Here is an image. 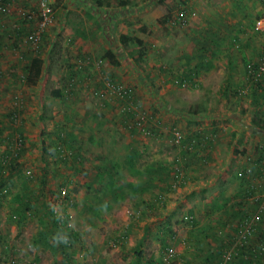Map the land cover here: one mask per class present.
Here are the masks:
<instances>
[{"label": "rangeland", "instance_id": "obj_1", "mask_svg": "<svg viewBox=\"0 0 264 264\" xmlns=\"http://www.w3.org/2000/svg\"><path fill=\"white\" fill-rule=\"evenodd\" d=\"M46 1L58 5L55 21L45 29L37 49L44 65L35 84L21 76L18 62L25 59L21 52L28 59L36 50L23 43L13 45L9 32L26 13L34 7L37 11L39 0H10L12 14H0V161L5 149L11 147L9 164L15 167L10 175L8 164L0 163V180L6 189L0 195V264H8L9 259L15 264H60L59 250L30 245L38 231L49 229V208L58 215L67 211V224L79 233L70 250V264H195L198 260L217 264L219 254L208 260L187 252L211 242L219 246L218 239L209 240L217 231L208 230L211 219L222 221L216 203L231 199L233 192L252 182V214L264 204V96L262 89L247 86L244 79L246 64L264 49V32L252 30L254 20L264 15V0H219L213 13L207 4L212 0H132L128 8L120 6L119 0ZM181 1L193 7L189 23H171L166 32H160V7L172 11L175 8L170 5ZM223 3L231 14L226 10H222L226 15L215 14ZM236 3H242L243 8L239 10ZM219 29L224 33L217 32ZM120 32L142 39L139 65L125 51H113ZM216 42L228 46L217 48ZM201 46L207 49L198 54ZM104 52L110 54L98 57ZM115 53L120 57H114ZM8 59L17 65L11 67ZM108 65L120 73L107 69ZM188 73L191 76L186 78ZM107 81L125 93L121 97L108 93ZM261 84L264 89V78ZM55 89L61 96L53 95ZM15 94L21 102L12 122L9 113ZM132 102L141 105L149 123L155 118L161 121L156 122L160 131L155 137L131 120L123 124V109ZM152 114L156 117H150ZM252 122L261 123L263 129L258 130ZM174 126L185 137L198 132L205 135L212 128L217 140L193 152H179L170 144L167 132ZM58 132L61 140L55 137ZM18 138L22 143L19 154L15 152ZM41 140L47 143L44 149ZM58 143L61 151L69 152V163L81 159L82 171L60 161L61 156L52 149ZM128 143L136 150L129 162L124 159ZM211 146H215L213 150ZM187 159L200 164L191 170ZM43 163L48 168L47 187L56 190L64 183L72 205L61 197L63 193L59 197L48 193L41 209L17 225L10 214L23 208L29 193L37 191ZM176 164L180 171L175 181H170L168 173ZM151 170L158 178L150 183ZM183 175L188 178L182 187H170L172 181L183 180ZM120 183L124 184L123 193ZM128 183L136 185V190ZM142 187H146L143 192ZM146 221L150 224L147 236L135 244ZM262 221L264 226V214ZM211 226L217 228L215 223ZM153 230L160 231L156 233L159 240L151 235ZM249 255L253 256L252 247L239 246L231 262L255 264L249 262ZM256 264H264V249Z\"/></svg>", "mask_w": 264, "mask_h": 264}, {"label": "trees", "instance_id": "obj_2", "mask_svg": "<svg viewBox=\"0 0 264 264\" xmlns=\"http://www.w3.org/2000/svg\"><path fill=\"white\" fill-rule=\"evenodd\" d=\"M4 1L10 2V0H4ZM97 2L100 3V1H97ZM131 2H132V0H119L118 4L120 6L121 5H128ZM181 2L186 3L184 1H181ZM50 5L52 6V9H55V7H56V5H58V3L55 5V7L53 4H50ZM178 5H179L178 3L177 4L175 3L173 5H170V7L176 8ZM160 9L162 11V15L158 19L159 31L160 32H166L167 31V23H169V25L171 23H175V20H173V17L171 16V13L173 12V10L171 12V9H166L164 6L160 7ZM32 10L34 11V13L37 12L35 7ZM0 14H2V13H0ZM33 15L34 14L30 15L29 13H26V15L22 19L21 23L16 25V26H13L10 29L9 34H11L13 36V38H12L14 41L13 45H17L20 43H23L24 45H27V46L29 45L27 43V41H24V37L26 34H28L29 32H31L33 30V27H34L33 25L37 21V19L35 21L36 17ZM54 21H55V17H54ZM45 35H46V33H44V32L41 34L38 46L42 42L41 39ZM117 42L119 44V51H122V53H124V51L126 53H128L130 55V57L132 58V61L134 62V64L136 66L139 65L140 61L143 60V58H142V56H143L142 55V52H143V49H142L143 48V46H142L143 41H142V39H140L136 35H131V34H128L126 32H120L119 35H117ZM39 47H37V49H39ZM20 56H22L23 59H24V56H25V58L27 57L25 52H21ZM29 58H30L29 62L28 63L26 62L27 64H23V67L20 69L22 72L21 75L23 78H25V80L28 84H35L41 78L43 65H44L43 64L44 59L41 57L39 50H37L36 53L34 55H31ZM190 76L191 75L188 73L186 75V78H189ZM245 78H246V75H245L244 79ZM101 85H102V83H101ZM101 85H100V87H101ZM95 86L97 87V85H95ZM247 86H249L251 88L258 87V88H260V90L262 89L260 94L262 96H264V94H263L264 89L262 87L261 81L259 83H257L256 85H254L253 82H250L249 85L247 84ZM96 90H97V88H96ZM53 95L56 97L61 96L60 90L55 89L53 91ZM105 101H107V100H105ZM18 111H19L18 108H14L11 110V112L9 113V120L10 121H12V122L15 121L17 114H18ZM144 111L145 110L137 102H132V105H130V106L126 105L123 109V116H124L123 124L124 125L129 124L130 120H131L132 124H136L140 128V130H142V131L146 130L150 135L154 136V134H157L156 133L157 131H160V129L155 128L156 122L158 123L161 121H159L155 118L154 122L149 123L150 121L148 120L147 114L143 113ZM14 114H16V116H14ZM152 116L156 117L155 114L150 115V117H152ZM145 119L147 120L148 123L144 122V121H146ZM252 123L258 130L263 129V126L261 123H259V122H252ZM150 124H153V125H150ZM164 126H166V125H164ZM174 127L177 128L181 132V138H180L179 143H177V144H174L171 140L169 142L172 146L174 145L175 147H177L179 152H184V151L193 152V151H195V149L198 150L199 147H201V146L203 147V145L207 142H208L207 143L208 146L214 142L215 131L212 128H210L207 132L205 131V135H201L202 132H198L197 134L195 133L196 135L194 134L193 137L192 136H188V137L186 136L185 137V135L180 130V128H178L177 126H174ZM162 129L165 130V128H162ZM55 137L57 138V140H61V136H60L59 132L55 134ZM16 142H17V146H16L17 149L15 150V152L17 154H19L20 153V146L22 144L21 139L18 138L16 140ZM65 145H67V143ZM60 146H61V144L58 143L52 147V149L54 150V154H58L59 157L61 156L60 161L63 164L68 163L69 166H75L77 171H82V169L79 165L81 163V159L80 160L73 159L74 163H69V160H68L69 152L67 154L63 150L61 151V149L63 147L60 148ZM132 146H133V144L128 143V146H127L128 152L124 156V159L127 162L134 159L135 154H136V150H134V147H132ZM41 147L43 149L45 147H47V143H45L44 140H41ZM10 154H11V147H7L4 151V153L2 154L3 156H2V160L0 161V163L3 162L2 165H5L6 163L8 164V166H7L8 174L11 175L13 173L15 167L12 164H9ZM181 155H184V154H181ZM205 156L208 157V155H205ZM204 158H206V157H204ZM13 160H15V158H13L12 161ZM178 164H176L177 166L173 165L174 169H173L172 173H168V175H170L168 177L170 179V181H171V179L174 180L175 176L180 171ZM42 166H44V167H43V172L41 174L42 176L40 177L41 180H40V182H38L37 191H35V192L32 191L31 193H29V196L24 200V204H23L24 207L23 208L17 209L12 214H10L11 215L10 216L11 221H14L15 224L17 223V225L23 224L28 219V216L30 214H32L36 211H39L41 209V207L44 205L45 201H47V199L49 197L48 193H50L52 195H57V197H59V195H61V193H63V195L61 197L64 200H66L68 202V204L72 205V197L70 195V190L68 188H64V186H65L64 183H60L57 186L56 190H51L50 187L49 188L47 187L48 176H47L46 172H47L48 168H47L46 164H44V163ZM158 174H159L158 176H160L159 179H161L163 177L164 172L158 173ZM0 176H1V171H0ZM155 176L157 177V174H155V171L151 170V172L149 174L148 181L150 183L155 181ZM183 176H182L183 180L181 179L179 181V178H178V183L175 182L176 184H174L175 180L172 181L170 184V187H178V188L182 187L183 183L188 178L187 175H183ZM99 177H102V175H100ZM4 185H5L4 181L0 180V195H1L2 189H4ZM146 185H147V183H146ZM123 186H124L123 183H120L118 185L120 193H123V190H122ZM127 186L131 190H134V191L136 190V185H134L132 183H128ZM248 186H250V188H251L250 192L254 191V188H253L254 186H253L252 182H250L249 185H247L246 187H248ZM145 188L146 187H144V188L142 187L140 191L143 192V190ZM4 190H6V189H4ZM248 191H249V189H248ZM91 209L94 210V208H91ZM63 212H64L63 215H58L54 211L53 208H49L47 210V214H48L47 219H48V223H49L48 224L49 229L38 231L37 234L32 238L30 245H32V246L39 245V248H42V249L47 248L52 252L59 250L60 264H70L71 263V252H70V250L73 249L72 245L74 244V242L79 240V233L72 226L67 224V219L69 217V214L67 211H63ZM262 214H264V209L260 208V205H259L258 211L254 215L248 214L250 217L249 219L243 218V220L241 221V226H240L242 228H240L239 230L236 228L235 229L236 234H233L230 238H228L229 237L228 236L224 240L225 243L223 240H219V246L217 248L215 247L217 250L216 251L217 254L215 256H217L219 254V256H218L219 261L217 262V264H232L231 258L234 257V255L236 253V249L238 250L239 246H240V248L241 247L245 248L248 246L252 247L253 256L249 255L247 257V259L249 260V262L254 261L255 264L257 263V261L261 258V255L263 254V249H264L263 248L264 247V226H262V224H263ZM166 226L169 228L170 224L168 223V224H166ZM158 232H160V231H158ZM143 234L144 235L142 236V240L145 238V233H143ZM216 235L219 236V233H216ZM217 236H215V237L213 236L212 238L217 239ZM140 241H141V239H140ZM252 241H253V243H252ZM52 243H54V247H53ZM230 245H231V247L227 248ZM163 246H165V245H163ZM220 247H223V248H220ZM230 248H232V250H230ZM227 250L231 251L230 258L227 261H225L224 263H222L223 255ZM8 252L10 254H13V250H11V248H9ZM134 254L137 257L140 256V252L138 250H135ZM232 261H233V259H232ZM8 264H15V261L12 259H9Z\"/></svg>", "mask_w": 264, "mask_h": 264}, {"label": "crops", "instance_id": "obj_3", "mask_svg": "<svg viewBox=\"0 0 264 264\" xmlns=\"http://www.w3.org/2000/svg\"><path fill=\"white\" fill-rule=\"evenodd\" d=\"M217 1H219V0H215V1H209L207 4L209 5V7H210V9H211V11H212V9L213 8H215V3L217 2ZM189 2H191V0L189 1ZM132 3V2H131ZM131 3L130 4H128V5H131ZM237 3H240V1H237ZM237 3H236V5H237ZM188 4V6H190L189 7V9H191V15H190V20H191V18H192V16H193V11H192V8H191V5H190V3H187ZM128 5H123V7L125 6V7H127L128 8ZM228 5H230V4H228ZM230 6H232V5H230ZM239 6V10L241 9V8H243V6L244 5H242V3L241 4H239V5H237V7ZM216 7H217V5H216ZM220 10H218V12L217 13H215V14H222L223 13V15H226V12L228 13V14H231V12L230 11H228V9H225V6H224V3L223 4H221L220 5ZM224 8V9H223ZM232 9L234 10V8L232 7ZM222 10H226V12L225 11H222ZM162 13V12H161ZM212 13H213V11H212ZM213 15V14H212ZM189 20V21H190ZM1 21V20H0ZM255 21V20H254ZM254 23V22H253ZM169 26V23H167V27ZM244 28V27H243ZM220 30V31H219ZM219 30H217V32H222V29H219ZM252 30H253V27H252ZM108 31V30H107ZM47 32V31H46ZM108 33H110L109 31H108ZM222 33H224V32H222ZM222 37H225V36H222ZM2 42H3V39H2ZM205 43H206V41H205ZM216 45H217V48H221V47H223L225 44V46H228V43H219V42H216L215 43ZM104 48L108 51V47L107 46H105V43H104ZM205 49H207V46H201V48H197V50L199 51V52H197L198 54H201V52L200 51H204ZM117 50H119V44H118V42L116 41V44L114 45V48H113V51L115 52V51H117ZM215 51V50H214ZM240 52H242L241 50H240ZM36 53V51L33 53V55ZM108 54H110L109 52L107 53V52H104V53H99V55H98V57H101V56H103L104 55V57H107L108 56ZM244 54H247L246 52L244 53ZM204 56V55H203ZM202 55H199V57H200V59H206V55L203 57ZM41 57L43 58V56L41 55ZM114 57H116V58H118V57H120V54H117V53H115L114 54ZM198 57V56H197ZM25 58V57H24ZM44 59V58H43ZM1 60H5L6 61V58L5 59H1ZM26 60V61H25ZM29 60H30V58H28L27 59V57L24 59V60H19V62H18V67H19V70L23 67V64H27L28 62H29ZM8 61L9 62H11V60L10 59H8ZM27 62V63H26ZM17 65V63H12L11 62V64H9L11 67H13V65ZM106 68L107 69H112V66L111 65H108V66H106ZM106 69V70H107ZM113 71H116V70H118L116 73L117 74H119L120 73V71H119V69L118 68H116L115 70L114 69H112ZM107 72H108V74H109V76L110 77H113V75L111 74V71H108L107 70ZM181 73H185L184 71L183 72H181ZM22 76V75H21ZM41 79V78H40ZM39 79V80H40ZM173 79V78H172ZM10 81H14V78L13 79H11L10 78ZM38 83V82H37ZM217 140V139H216ZM216 140L214 141V142H216ZM218 146V145H217ZM215 147V146H214ZM214 147L213 146H211L210 147V150H213L214 149ZM197 161V162H196ZM190 160V159H187L186 160V162H188L189 163V165H190V169L191 170H194V166L197 164V165H199L200 163L198 162V160ZM195 164V165H194ZM248 189H249V191H248ZM250 190H251V188H250V186H248V187H242V189H238L237 191H235V192H233L232 193V196H231V199H229V198H225V199H222V201H220L219 203H216V207L217 208H219L221 211H220V216H222V221H216V222H212L214 219H211L209 222H208V226H210V228L208 229L207 227V229L208 230H210V232L212 233L214 230H216L217 232L216 233H219V236H217L216 235V233H214V234H211V236H210V238H209V240L214 236H217V239L218 240H225L228 236L229 237H231L233 234H236L235 232H236V228L239 230L240 228H242V227H240L241 226V221L243 220V218H246V219H249L250 217H249V215H251L252 214V210L255 208V204H252V202L254 201V196L252 195V192H250ZM264 192V191H263ZM246 194V195H245ZM229 196V194L227 195V197ZM249 214V215H248ZM255 217V216H254ZM205 218H206V216H205ZM210 218V217H209ZM218 219H220L221 217H217ZM230 220L232 221V220H234V221H232L231 223H229L230 222ZM212 223H215L216 224V226H217V228H215V229H212L211 227V224ZM246 223V222H245ZM148 226H150V224L148 223V221H146V222H144V224H143V226H141L140 227V233H139V236L137 237V239H135V244H139L140 242L142 243V236L144 235L143 233H145V236H147V233H148ZM230 229H231V231H230ZM145 230V231H144ZM153 232L154 233H151V235L152 234H154V235H156V237L158 238V240L161 238V236H159V235H157L159 232H156V230H153ZM238 232V231H237ZM157 233V234H156ZM197 233V232H196ZM221 235V236H220ZM140 239H141V241H140ZM78 242V241H77ZM224 243H225V241H224ZM216 248L214 247V243H210V246H204V247H202L201 245H199V246H197L195 249H188L187 250V252L188 253H190V252H193L192 254H191V256H193V257H206L207 256V259L208 260H210V258H211V256H214L215 254H217L216 253ZM244 251H246V250H244ZM236 254V253H235ZM244 255V257H246L248 254L245 252V253H243ZM195 264H203L200 260H198L197 262H195Z\"/></svg>", "mask_w": 264, "mask_h": 264}, {"label": "built area", "instance_id": "obj_4", "mask_svg": "<svg viewBox=\"0 0 264 264\" xmlns=\"http://www.w3.org/2000/svg\"><path fill=\"white\" fill-rule=\"evenodd\" d=\"M190 6H188L187 3H181L179 4L171 13V16L173 17V20H175V23L181 26H186L189 23L190 15H191V9H189ZM12 5L8 1L0 0V13L2 14H12ZM34 14L37 19L35 22V25L33 27V30L25 35L24 41H27V43L33 48V50L37 51V47L40 41L41 34L45 31L46 28L50 27L54 22L55 17V11L52 9V6L50 3H48L46 0H39L37 12H31L29 13ZM253 30L257 32H264V15L259 16L255 19L253 25ZM246 70V78L245 81L249 85L250 82H253L254 85L262 81L264 78V49L263 51L258 55V57L253 60L249 61L246 64L245 67ZM2 79V69L0 66V81ZM107 85V92H116L115 95H118L121 97V94H124V90H119L118 87H115L112 83H109L107 81L105 83ZM116 90V91H115ZM264 94V92H263ZM109 97V96H108ZM110 98V97H109ZM21 100L17 94L13 96V102H12V109L19 108ZM16 116V114H14ZM169 133V139L174 143L177 144L180 141L181 138V132L175 128L172 127L170 129H167ZM174 184H176L174 182ZM260 208L264 209V204L260 206ZM232 250V248H230ZM227 250L223 255V263L227 261L230 258L231 251ZM167 256H170V249L166 248ZM158 264V263H154Z\"/></svg>", "mask_w": 264, "mask_h": 264}]
</instances>
